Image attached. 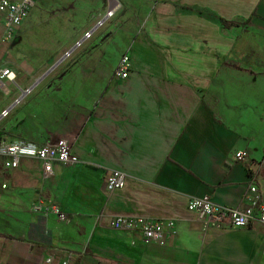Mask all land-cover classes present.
Returning a JSON list of instances; mask_svg holds the SVG:
<instances>
[{"label": "crops", "instance_id": "obj_1", "mask_svg": "<svg viewBox=\"0 0 264 264\" xmlns=\"http://www.w3.org/2000/svg\"><path fill=\"white\" fill-rule=\"evenodd\" d=\"M117 1L106 35L96 29L83 56L91 66L75 62L58 86L17 79L8 91L0 87V117L11 108L0 141L67 138L80 159L55 163L47 178L37 158H21L15 169L0 160L8 184L0 188V218L28 219L22 232L0 229V264H264V223L220 229L188 209L191 198L206 195L247 206L260 164L264 200V0ZM126 52L130 72L114 77ZM239 150L250 157L237 161ZM111 170L127 175L114 191L106 186ZM33 203L59 205L67 219L35 212ZM116 216L171 219L177 233L146 243L138 231L115 229Z\"/></svg>", "mask_w": 264, "mask_h": 264}, {"label": "built area", "instance_id": "obj_2", "mask_svg": "<svg viewBox=\"0 0 264 264\" xmlns=\"http://www.w3.org/2000/svg\"><path fill=\"white\" fill-rule=\"evenodd\" d=\"M37 4L38 0H0V23L3 26L5 41L11 42L16 38L18 28L28 19L31 11L37 7ZM120 8L121 3L113 0L106 16L96 25L95 30L104 25ZM94 31L89 34L90 38ZM130 58L129 52H126L120 58L113 73L114 77L126 78L128 76L130 72ZM17 78V69L8 66L0 69V87L2 89L8 91L10 87L16 85ZM19 102H21V99H17L14 106ZM10 112L11 108L3 110L0 120L4 117L7 118ZM24 157L40 160L43 164L42 172L46 178L54 174L53 167L55 163L60 162L74 165L80 161L79 157L73 153L72 144L67 138H60L56 142H48L42 145L22 138L12 142H0V160H3L5 169L17 168L20 165V159ZM249 157L250 154L248 151L239 150L236 153L235 159L237 161H244ZM262 172L263 168L260 164L250 174L249 188L244 197L248 202L247 206L228 207L212 201L211 197L206 195L202 198H191L188 209L195 212L204 221L205 225L211 224L220 229L232 227L244 228L258 221L264 223V200L260 195L258 183ZM126 180L127 175L125 173L111 170L107 176V189L109 191L118 190L125 185ZM7 187V181H4L0 173V188L7 189ZM32 207L35 212L51 213L62 221L66 220L68 216L59 205L45 206L42 203H33ZM239 221H243V223H239ZM111 225L115 229H127L140 232L146 243L156 242L164 244L171 235L177 233L174 220L147 218V216H116L112 218ZM47 262L51 264L53 263V259L49 258ZM59 264L73 263L70 258H64Z\"/></svg>", "mask_w": 264, "mask_h": 264}, {"label": "rangeland", "instance_id": "obj_3", "mask_svg": "<svg viewBox=\"0 0 264 264\" xmlns=\"http://www.w3.org/2000/svg\"><path fill=\"white\" fill-rule=\"evenodd\" d=\"M107 3L106 0H39V5L19 28L16 38L11 42L4 40V30L0 27V69L4 64L11 65L18 71V83H23L25 87L39 86L38 88L43 89L58 86L65 72L75 62L79 61L77 67L91 66L89 59L86 60V56H83L91 49V43L95 39L94 35L89 37L92 25L102 14V9L107 8ZM122 14L123 12L120 15ZM101 29L105 36L108 29L105 26ZM119 45L118 42L111 44L113 51ZM118 54L119 51H115L110 58L114 60ZM62 58L63 61L58 67L38 81ZM262 85L264 87V81ZM65 88H68L67 84L62 90ZM28 94L29 92L24 93L25 96ZM2 102L4 99L0 94V104ZM261 131L264 130L260 128L259 132ZM14 214L15 212L6 221L0 218V229L14 232L27 229L28 219L19 221Z\"/></svg>", "mask_w": 264, "mask_h": 264}, {"label": "water", "instance_id": "obj_4", "mask_svg": "<svg viewBox=\"0 0 264 264\" xmlns=\"http://www.w3.org/2000/svg\"><path fill=\"white\" fill-rule=\"evenodd\" d=\"M70 53V52H69ZM68 53V54H69ZM63 61V58L58 61L57 63H55L41 78H39L38 81H41L47 74H49L50 71H53L56 67L59 66V64ZM28 92L30 91V89L27 90ZM25 93V92H24Z\"/></svg>", "mask_w": 264, "mask_h": 264}, {"label": "trees", "instance_id": "obj_5", "mask_svg": "<svg viewBox=\"0 0 264 264\" xmlns=\"http://www.w3.org/2000/svg\"><path fill=\"white\" fill-rule=\"evenodd\" d=\"M220 22L224 23V25H237L239 23L237 22H234V21H229V20H226V19H222V18H218Z\"/></svg>", "mask_w": 264, "mask_h": 264}, {"label": "clouds", "instance_id": "obj_6", "mask_svg": "<svg viewBox=\"0 0 264 264\" xmlns=\"http://www.w3.org/2000/svg\"><path fill=\"white\" fill-rule=\"evenodd\" d=\"M239 223H243V221H239Z\"/></svg>", "mask_w": 264, "mask_h": 264}]
</instances>
